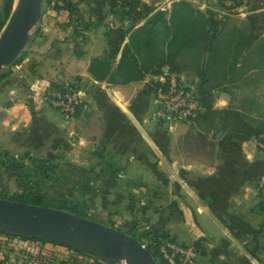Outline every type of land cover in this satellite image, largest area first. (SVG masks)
<instances>
[{
	"label": "crops",
	"instance_id": "obj_1",
	"mask_svg": "<svg viewBox=\"0 0 264 264\" xmlns=\"http://www.w3.org/2000/svg\"><path fill=\"white\" fill-rule=\"evenodd\" d=\"M49 1L42 6L21 58L7 67L0 80V147L10 158L63 166L65 180L78 182L80 191L94 190L91 194L97 197H143L141 205L133 209L132 202L128 211L151 213L155 233L193 247L197 264H264V211L257 207L263 197L258 185L264 182V144L257 139L239 141L229 132L217 137L213 132L212 155L203 159L184 155L177 146L189 125L163 126L153 118L156 93L169 69L129 83L113 81L112 76L98 79L89 70L91 62L114 55L106 29L77 30L71 12L56 9ZM72 1L80 9L79 17L87 10L107 13L114 29L133 23L137 28L146 20L139 13L131 19L116 12L117 0ZM167 2L141 0L140 4L158 11L170 8L172 2ZM253 13L258 42L264 38V0L245 17ZM128 41L129 36L124 43ZM184 58L185 54L182 64ZM181 74L187 78V71ZM247 74L239 83L246 89L241 90L239 102L244 106L239 109L253 115L263 106V81ZM71 82L79 85L88 106L82 118L69 122L46 102L45 94L54 85ZM232 97L224 90L215 107H229ZM245 104L249 108L243 110ZM0 253L16 264L91 260L61 245L12 235H0Z\"/></svg>",
	"mask_w": 264,
	"mask_h": 264
},
{
	"label": "trees",
	"instance_id": "obj_2",
	"mask_svg": "<svg viewBox=\"0 0 264 264\" xmlns=\"http://www.w3.org/2000/svg\"><path fill=\"white\" fill-rule=\"evenodd\" d=\"M229 1L231 2L230 8H235L240 4V0ZM14 2L15 0H3L0 9V34L12 14ZM140 3L141 0H117L116 12L119 11L131 19L139 13V16L146 20L143 25L137 28L133 23L128 28L114 29L109 24L107 13L87 10L84 15L81 14L82 16L79 17L80 14L77 15V13L80 9L72 0L49 1V4H52L54 8L67 9L71 12L72 22L76 25L77 30L94 31L101 27L106 29L114 55L105 59L95 58L91 62L89 70L98 79L112 76L113 81L129 83L143 80L149 73L162 74L163 68H168L169 72L182 73L186 66L181 63V56L191 51L198 52L199 58L202 59L197 72V76L201 80L197 85L201 111L188 124L190 130L178 141V148L186 150L192 147V150L194 148L198 153L209 150L212 155L214 144L211 134L213 132H217V137L223 132H229L239 141L257 139L264 144V124H254L249 115L239 108L233 106L216 108L215 88L211 85L212 74L216 72L217 68L223 69L226 66L225 62L230 61L229 69L232 72L244 58L245 52L253 48L254 42L256 43L257 40L256 17H249L246 26L242 28L230 26V18H227L220 29L215 30L209 15L189 0H173L170 8L158 11H155L154 6L141 5ZM75 14L76 16H73ZM115 32L118 33V36L113 38L112 34ZM127 36H129V41L124 43ZM120 50L121 55L115 65L114 59ZM4 76V73L0 74V80ZM62 86V84H58L53 88L60 89ZM160 124L168 126L166 123ZM11 161L12 159L5 158L0 154V165L11 163ZM41 162L50 163L54 167V164L48 160H41ZM51 169L43 170L45 177H51ZM258 189L263 197L257 207L264 211V182L258 185ZM11 199L29 205H40L30 194L13 195ZM58 208L68 209L64 202H60ZM0 235H12L37 242H47L14 233L0 232ZM162 239V237L154 235L147 247L158 260V264H167L160 252ZM69 250L89 257L91 260L88 264H107L88 254Z\"/></svg>",
	"mask_w": 264,
	"mask_h": 264
},
{
	"label": "rangeland",
	"instance_id": "obj_3",
	"mask_svg": "<svg viewBox=\"0 0 264 264\" xmlns=\"http://www.w3.org/2000/svg\"><path fill=\"white\" fill-rule=\"evenodd\" d=\"M167 1L172 2L173 0H166V2ZM189 1L209 15L215 30L220 29V26L227 18H230L229 25L232 27L236 26L242 28L246 26L247 19L251 16H256V14L253 13L245 17V12L255 11L258 9L261 2V0H240L239 6L230 8L231 2L229 0ZM202 2L206 4L204 8L200 6ZM2 5L3 0H0V9ZM18 58H21L20 55L16 60H18ZM184 60L183 64L186 66L184 70L187 71L186 81L197 85L196 82H201L197 76V72L201 66L202 59L199 58L197 51H191L185 53ZM241 62L242 65L236 66L232 72H230L231 69H229L230 61L225 62L226 66H224L223 69L217 68L216 72L212 74L211 85L215 88V101L220 93L226 90L227 92H231L233 96L231 105L229 106L241 108L244 105H240L239 97L242 95L241 90L246 89L245 87L241 88L239 83L245 75V71L248 72L247 76L251 79H256L257 77L262 78L263 85L261 89L263 91V99L261 104L263 106L258 112L253 113L249 110L250 113H253V115H249V117L254 124H264V38H261L258 42L256 41V43L254 42L253 48L246 52ZM7 67H3L1 72H5ZM1 72L0 74H2ZM251 103L255 106L254 102ZM245 105L243 110L249 108L247 104ZM178 150L184 155H189L191 157L203 159L210 156L209 150L203 153H198L194 148L192 150V147L186 150L178 148ZM0 154L5 158L12 159L11 163L0 165V201L17 202L11 199L13 195L30 194V196H33L40 204L38 206L49 207L78 216L82 215V217L96 221L105 227L114 228L116 231L127 233L146 246L149 245L152 237L157 235V233H155L157 230L151 225V213L128 211L131 208L129 206L132 202L133 209H135V205H141L144 200L143 197H134V200L133 198L119 199L112 196L105 198L97 197L91 194L95 192L94 190L89 188V191L88 189L80 191L79 188V190L76 188L78 182H69L65 180V178H63V166L54 164V167L56 166L54 168L50 163L41 162L39 159L28 160L21 157L10 158V153L4 151L2 147H0ZM46 168H52L51 177L44 176L43 170ZM60 202L66 203L68 209H59L58 206ZM163 240L167 239L163 238L162 241ZM156 261L158 263L157 259ZM103 262L107 264H128L123 258L108 259L103 260Z\"/></svg>",
	"mask_w": 264,
	"mask_h": 264
},
{
	"label": "water",
	"instance_id": "obj_4",
	"mask_svg": "<svg viewBox=\"0 0 264 264\" xmlns=\"http://www.w3.org/2000/svg\"><path fill=\"white\" fill-rule=\"evenodd\" d=\"M45 1L49 0H15L0 35V72L24 50ZM0 232L51 242L102 261L123 258L128 264H158L149 248L135 237L49 207L0 201Z\"/></svg>",
	"mask_w": 264,
	"mask_h": 264
},
{
	"label": "built area",
	"instance_id": "obj_5",
	"mask_svg": "<svg viewBox=\"0 0 264 264\" xmlns=\"http://www.w3.org/2000/svg\"><path fill=\"white\" fill-rule=\"evenodd\" d=\"M45 99L69 122L82 118V111L88 106L76 82L63 84L60 89L48 90ZM156 103L153 118L168 126L177 123L189 124L201 111L197 85L187 82L185 77L177 72L168 71L164 75L162 85L156 93ZM160 252L167 264H197L193 247L163 240ZM0 264L16 263L7 260L0 253Z\"/></svg>",
	"mask_w": 264,
	"mask_h": 264
}]
</instances>
